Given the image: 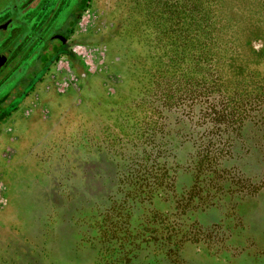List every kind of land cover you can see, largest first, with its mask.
Listing matches in <instances>:
<instances>
[{"label":"rangeland","instance_id":"rangeland-1","mask_svg":"<svg viewBox=\"0 0 264 264\" xmlns=\"http://www.w3.org/2000/svg\"><path fill=\"white\" fill-rule=\"evenodd\" d=\"M242 1L86 0L66 54L29 73L20 48L0 264H264V4Z\"/></svg>","mask_w":264,"mask_h":264},{"label":"flooded vegetation","instance_id":"flooded-vegetation-1","mask_svg":"<svg viewBox=\"0 0 264 264\" xmlns=\"http://www.w3.org/2000/svg\"><path fill=\"white\" fill-rule=\"evenodd\" d=\"M85 2L86 0H16L15 4L9 5L13 15L6 17L1 24L8 25L0 29V57H5L0 67V76H3V71L9 68L15 58L18 59L20 48L23 51L21 58L28 54L24 61L29 58L25 67L29 73L36 70L37 65L42 70L52 58L61 56L64 52L66 54L72 30ZM10 26L15 27L12 32H9ZM49 28L51 32L44 39L43 34ZM19 65L18 60L15 61L11 65L13 71L19 72ZM4 75L6 77L8 73ZM22 80L23 78L18 79L12 90L0 98V111L8 101L18 98L24 92L19 91L20 85L25 82Z\"/></svg>","mask_w":264,"mask_h":264},{"label":"trees","instance_id":"trees-1","mask_svg":"<svg viewBox=\"0 0 264 264\" xmlns=\"http://www.w3.org/2000/svg\"><path fill=\"white\" fill-rule=\"evenodd\" d=\"M242 1V0H241ZM215 2H217L218 6H219V10L220 9H226L227 7V0H215ZM6 4V6L8 7L7 9H10L9 8V5L11 4H15L16 3V0H0V7L2 4ZM243 5L242 4H239V6L241 7L242 11L243 12H251L252 13V10L254 9H250V7H253L251 4H246L242 1ZM257 4H260V5H263L264 4V0H257L256 2ZM1 9H4V8H0Z\"/></svg>","mask_w":264,"mask_h":264},{"label":"water","instance_id":"water-1","mask_svg":"<svg viewBox=\"0 0 264 264\" xmlns=\"http://www.w3.org/2000/svg\"><path fill=\"white\" fill-rule=\"evenodd\" d=\"M7 25L8 24H3V25H1L0 26V29H4V28H6L7 27ZM4 60H5V57H0V67H1V65L4 63Z\"/></svg>","mask_w":264,"mask_h":264},{"label":"crops","instance_id":"crops-1","mask_svg":"<svg viewBox=\"0 0 264 264\" xmlns=\"http://www.w3.org/2000/svg\"><path fill=\"white\" fill-rule=\"evenodd\" d=\"M1 25H3V24H0V26H1ZM11 28H12V26H10V29H11ZM9 31H10V30H9ZM11 32H12V31H11ZM3 79H5V78H3ZM14 84H15V83H14ZM14 84H13V86H14ZM4 95H5V94H4ZM4 95H3V96H4ZM3 96H2V97H3Z\"/></svg>","mask_w":264,"mask_h":264}]
</instances>
